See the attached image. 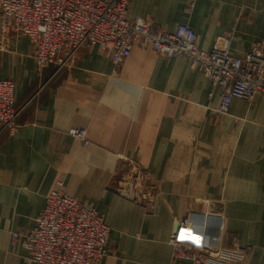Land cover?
Listing matches in <instances>:
<instances>
[{
    "label": "crops",
    "instance_id": "1",
    "mask_svg": "<svg viewBox=\"0 0 264 264\" xmlns=\"http://www.w3.org/2000/svg\"><path fill=\"white\" fill-rule=\"evenodd\" d=\"M129 15L167 32L187 24L207 52L231 38L241 57L264 41V0H131ZM34 54L0 22V80L14 82L19 112L15 131L0 135V264H34L12 235L36 226L57 181L104 216L101 264H194L175 260L168 243L185 220L196 231L188 240L252 247L239 264H264V94L218 115L220 91L185 57L136 46L115 68L89 47L58 72L39 70ZM137 169L148 199L124 194Z\"/></svg>",
    "mask_w": 264,
    "mask_h": 264
},
{
    "label": "built area",
    "instance_id": "2",
    "mask_svg": "<svg viewBox=\"0 0 264 264\" xmlns=\"http://www.w3.org/2000/svg\"><path fill=\"white\" fill-rule=\"evenodd\" d=\"M131 0H0V22L5 35L26 36L35 47L39 70L53 65L59 72L70 68L80 49L97 47L110 56L115 68L128 59L136 46L154 50L164 59L188 58L220 91L216 109L226 114L234 100L251 103L264 94V41L245 55L231 52V38L223 39L211 52L200 48L199 36L187 24L167 32L142 18L129 15ZM15 84L0 80V135L17 128ZM87 145L86 131L70 132ZM146 177L137 169L127 182L129 199H148ZM182 222L168 243L173 258L194 264L209 260L242 263L252 247L214 249L204 241L186 238L194 233ZM110 229L95 208L67 195L62 181L46 197L36 226L24 235L14 233L12 245L20 242L34 264H101L108 253Z\"/></svg>",
    "mask_w": 264,
    "mask_h": 264
},
{
    "label": "water",
    "instance_id": "3",
    "mask_svg": "<svg viewBox=\"0 0 264 264\" xmlns=\"http://www.w3.org/2000/svg\"><path fill=\"white\" fill-rule=\"evenodd\" d=\"M177 229H178V227H177Z\"/></svg>",
    "mask_w": 264,
    "mask_h": 264
},
{
    "label": "snow or ice",
    "instance_id": "4",
    "mask_svg": "<svg viewBox=\"0 0 264 264\" xmlns=\"http://www.w3.org/2000/svg\"><path fill=\"white\" fill-rule=\"evenodd\" d=\"M198 239V238H197Z\"/></svg>",
    "mask_w": 264,
    "mask_h": 264
}]
</instances>
